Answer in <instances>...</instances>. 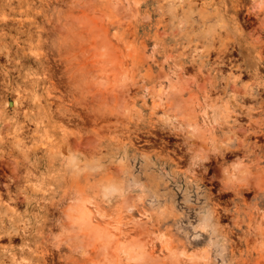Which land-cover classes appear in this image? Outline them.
<instances>
[{
	"label": "rangeland",
	"instance_id": "obj_1",
	"mask_svg": "<svg viewBox=\"0 0 264 264\" xmlns=\"http://www.w3.org/2000/svg\"><path fill=\"white\" fill-rule=\"evenodd\" d=\"M133 246L264 264V0H0V264Z\"/></svg>",
	"mask_w": 264,
	"mask_h": 264
},
{
	"label": "bare ground",
	"instance_id": "obj_2",
	"mask_svg": "<svg viewBox=\"0 0 264 264\" xmlns=\"http://www.w3.org/2000/svg\"><path fill=\"white\" fill-rule=\"evenodd\" d=\"M183 101V100H182ZM179 109V108H178ZM184 109V108H183ZM186 109H187V107H186ZM192 110H195V109H192ZM192 110H191V114H189V111H187L186 113L187 114H189V115H191V116H193V112H192ZM190 118V117H189ZM192 118V117H191ZM194 119V118H193ZM192 119V120H193ZM189 121H190V119H188ZM192 120H191V122H192ZM197 120V119H196ZM195 120V122H193V124L194 125H196V122H198V121H196ZM192 124V123H191ZM196 127V126H195ZM199 127V126H198ZM197 128V127H196ZM195 128V129H196ZM198 132H200V131H198ZM85 207L86 206H81L80 207V209H77L76 210V216H75V221H76V223L78 224L79 223V225H84V226H86V225H89L88 223H87V221H88V218L89 217H87L88 215H86V209H85ZM90 226V225H89ZM87 227V226H86ZM81 228H83L82 226H81ZM94 228V227H93ZM92 229V228H91ZM90 230V229H89ZM98 230V229H97ZM99 231V230H98ZM102 231V230H101ZM89 232H91V231H89ZM98 234H99V232H97ZM102 233V232H101ZM90 236V235H89ZM97 236V235H96ZM102 236V235H101ZM128 245V244H127ZM130 246V245H129ZM134 248H126L125 250H126V252L128 253V255H129V257H131L134 261H135V263H137V264H144L145 262H146V255H145V252L142 250V249H140V247L139 248H135L136 246H133ZM173 254H175V252H173ZM148 259V258H147ZM151 261V260H150Z\"/></svg>",
	"mask_w": 264,
	"mask_h": 264
}]
</instances>
